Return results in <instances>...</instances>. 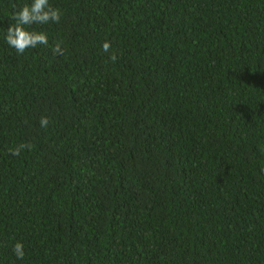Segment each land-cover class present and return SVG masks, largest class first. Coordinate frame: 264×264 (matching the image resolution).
Instances as JSON below:
<instances>
[{
  "label": "trees",
  "instance_id": "1",
  "mask_svg": "<svg viewBox=\"0 0 264 264\" xmlns=\"http://www.w3.org/2000/svg\"><path fill=\"white\" fill-rule=\"evenodd\" d=\"M0 264H264V0H0Z\"/></svg>",
  "mask_w": 264,
  "mask_h": 264
}]
</instances>
